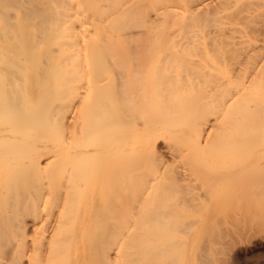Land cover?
I'll return each mask as SVG.
<instances>
[{
    "label": "bare ground",
    "instance_id": "obj_1",
    "mask_svg": "<svg viewBox=\"0 0 264 264\" xmlns=\"http://www.w3.org/2000/svg\"><path fill=\"white\" fill-rule=\"evenodd\" d=\"M227 1L0 0V264H168L164 211L264 156V1Z\"/></svg>",
    "mask_w": 264,
    "mask_h": 264
},
{
    "label": "rangeland",
    "instance_id": "obj_2",
    "mask_svg": "<svg viewBox=\"0 0 264 264\" xmlns=\"http://www.w3.org/2000/svg\"><path fill=\"white\" fill-rule=\"evenodd\" d=\"M203 1L205 2V0ZM210 1L212 2L211 7H213V5L215 6V4L217 3H220V0ZM234 1L235 0H229L227 1L228 3L225 2V9H222L223 6L221 5L224 4H222V1L220 3L221 5L218 4L221 6L220 8L216 5L218 12L220 10V13L218 14L221 15V13L227 14L231 13L230 11H236L237 7H241L237 5H242V7L244 5L245 7V2L242 1L240 4V0H236L235 2ZM227 4H229L230 7ZM259 5V7L255 5L257 8L255 6H251L252 9H248L249 11L245 10V12L252 11V14L258 12L263 15L264 12L261 11H264V4ZM232 7L234 8V10H231L233 9ZM249 7L250 5H248V7L246 8ZM224 10L229 11L225 12ZM261 14L256 13L255 16L257 18L252 17L250 19L253 20L254 18V20H256L258 18H261ZM262 61H264V58L260 60V62ZM161 147L164 146L161 144ZM163 152L164 154L168 153L165 151ZM165 158L167 159V162L171 161V164L174 161L178 162L179 160L178 158L170 160L172 159V157L168 158V156L166 155ZM182 160L186 161L187 159H180V161ZM189 161L191 160L188 159V162ZM239 161L240 160L234 158L229 159L225 162L227 163V167L221 168L219 166L218 160H211V166L209 167V169L211 170H206L204 169V167L203 170L201 166V169L203 171H209V173H214L215 175H218L215 173L216 171L217 173L223 171V173L221 172L223 175L220 173V178L222 180L220 179L219 181V178H216V180H218L219 182L215 180V175L213 174L214 178L211 179H214L216 183L212 180V182H214V186L211 184L213 186V189L210 190L211 192H205V194L209 195H207L206 197L205 194L201 193L203 195L201 196L208 198V200H202L205 198L200 199L201 197L198 194L199 192L197 193L198 198L196 197V200H194V198L191 199L192 196L195 197L196 192L187 193L188 190L185 189V192L187 194L190 193L189 195H192L191 193H193L192 196H189L186 193L184 194L183 191H180V193L182 192L184 194V198L185 195H187V197H190L189 199L187 198V200L189 201L191 199L193 201H190L191 205H189V202L187 201L186 202L188 204L185 203V205L182 202L184 206H186L187 204V210L184 206V209L182 210V206L179 207L175 204L169 206V203H167L166 207L169 206L170 208L168 209L167 207L168 210L164 208L166 211H164L163 209L164 215L162 217L163 219L161 220V223L164 222L163 224L165 227L162 226L163 224H159L160 226L164 227V229L162 228L164 232H161V234L163 235H161L160 237V241L164 240V246H159L160 248H164V251H162V253L164 254L162 255L164 257L166 256V262L168 264H178L180 260H183L181 264H264V156H254V158L246 160L242 172H233L230 173V175L233 174L234 176H228L229 173L227 174L226 172L233 171L229 167L233 166V164L239 163ZM168 163L169 165H171L170 162ZM187 164H184V166ZM202 170L199 169L200 173L202 172ZM205 172V178L203 177V173H201L202 175L200 176L202 177L198 176L199 179H196L197 181L199 180L201 185H203V180L206 178L208 179V176L210 175L208 173L207 176V173ZM224 173H226V175H224ZM211 176L212 174L210 175V177ZM194 178L195 175L193 179ZM202 178L204 179L202 180ZM197 181L194 182L198 184L199 182ZM209 182L210 180H208V182L207 180H204V184H208ZM204 186L202 188H204ZM200 189L201 188H198V190L196 191H199ZM202 190L203 192L205 191V189ZM169 191L172 192V190ZM169 191L168 193L165 192V194H169ZM177 194L178 193H176V195ZM182 196L183 195H181V197ZM210 198L211 201L209 200ZM195 201L197 202L196 207H192L193 205L195 206ZM170 203H172V200ZM192 203L194 204L192 205ZM201 205L202 207H200ZM150 222L151 224L153 223L152 214H150ZM158 232L160 234L159 230ZM149 236L151 239L149 251L151 252L150 259L152 264V260L154 258L153 253H155L154 242L152 241V238L156 235L154 236L152 230H150ZM157 237L159 238V235H157ZM158 244L159 242L157 243V245ZM22 264L25 263L23 262Z\"/></svg>",
    "mask_w": 264,
    "mask_h": 264
}]
</instances>
